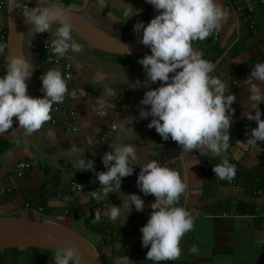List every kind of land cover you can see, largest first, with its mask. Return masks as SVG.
<instances>
[{
    "label": "crops",
    "instance_id": "crops-1",
    "mask_svg": "<svg viewBox=\"0 0 264 264\" xmlns=\"http://www.w3.org/2000/svg\"><path fill=\"white\" fill-rule=\"evenodd\" d=\"M62 2L65 7L79 8L93 26L120 38L143 33V30L139 33L134 30L135 24L143 21L147 25L154 14V6L148 0H110L105 7L97 0ZM45 3L47 0H15V10L19 14L26 7ZM220 3L230 15L216 31L218 38L215 39L214 32L204 40L193 41V46L203 52L205 59L215 63L212 75L220 76L228 85L226 94H236L227 151L219 155L198 149L186 153L178 142L171 138L164 140L154 126L148 127L153 117H140V108H150V105L140 104L145 92L161 83H143L147 78L139 58L145 54L103 51L74 31V38L84 45L83 51H70L59 58L72 63L73 78L68 84L76 95L66 94L65 100L58 104L77 111L78 130L68 131L65 116L52 108V118L31 135L21 129L15 135L0 136V216L46 221L79 231L98 248L105 264H114V260L124 254L132 259L129 264H155L147 258L148 248L142 244L141 228L150 218L153 211L150 205L156 197L145 195L137 186V180L140 166L157 160L169 164L187 181V191L179 204L194 217L193 228L180 241L181 255L159 264H264V192H260L264 188L257 184L247 186L237 178L238 171L248 172L264 163V142L249 145L243 128L245 121L258 126V122L247 119L246 113L251 110L248 87L254 82L249 79L252 68L257 62H264V4L251 0L256 9L242 20L238 7L250 5L249 0H220ZM10 5L11 0H0V27L7 30ZM132 6L134 11H140L126 20L123 10ZM58 26L53 25V28ZM54 38L49 31L37 33L31 25L26 29L23 51L36 68L35 73L39 69L62 71L64 68V63H54L43 49V45ZM210 38L212 42L208 41ZM0 43H3L1 38ZM8 59L9 49L6 48L0 57V66ZM5 71H0V76ZM259 108L264 112V101ZM113 123L118 125L116 130L111 129ZM121 141L133 143L137 150L135 171L122 178L121 190L110 193L104 202H97L91 196V190L100 187L96 172L107 170L102 157L114 151L111 144ZM72 146L78 149L75 155L70 154ZM77 157L94 160L96 172L76 168L72 162ZM225 158L236 166L234 179L241 187L205 169L207 162L219 164ZM21 160L33 163L23 176L18 175L17 168ZM260 171L264 173V168ZM131 193L144 198L143 211L135 210L134 205L133 210L128 206L127 194ZM123 202L125 211L118 222L103 214L99 221L95 220L97 208L103 212L111 208L112 203L122 206ZM223 213L231 218L222 217ZM101 221L106 223V233H97L90 227ZM194 246L197 252L192 251ZM55 254L40 248L36 251L0 249V264H32L33 261L38 264L39 260L42 264H55Z\"/></svg>",
    "mask_w": 264,
    "mask_h": 264
},
{
    "label": "clouds",
    "instance_id": "clouds-1",
    "mask_svg": "<svg viewBox=\"0 0 264 264\" xmlns=\"http://www.w3.org/2000/svg\"><path fill=\"white\" fill-rule=\"evenodd\" d=\"M97 2L105 7L110 0ZM249 2L251 6V0ZM148 3L162 11L147 25L138 21L134 26L137 33L143 30L141 42L151 49L150 54L139 58V63L146 72L144 84L161 83L145 92L140 104L150 105V108H140V117H153L148 127L154 126L164 140L171 138L178 142L186 153L198 149L219 155L227 151L231 143L236 94H226L228 85L220 76L212 75L216 70L215 63L205 59L203 52L193 46V41L204 40L218 31L230 13L220 0H148ZM134 9L132 6L123 10L126 20L140 11ZM24 13L31 29L37 33L49 31L54 34L55 38L48 47L58 57H64L70 51H83L84 45L73 36L74 26L62 0H47L44 5L29 7ZM53 25L59 26L54 29ZM5 47L0 43V57ZM35 69L26 56L13 54L0 66V71L6 70L0 76V134L12 128L15 116L19 130L31 135L52 118L53 105L62 103L69 94L62 72L50 68L41 77L44 95L31 96L27 81ZM249 79H254V82L248 87L251 110L246 115L247 119L258 122V126L251 128L247 143L255 146L264 142V112L259 108L264 101V62L255 64ZM70 94L75 96L76 91L72 90ZM111 145L114 151H108L102 157L106 171L96 172L95 161L86 157L71 161L78 169L96 172L100 187L91 190V196L97 202H104L110 193L121 190L122 178L133 174L137 165V150L133 143L121 141ZM77 152V147L72 146L70 154ZM140 168L137 186L145 195L154 194L156 197L150 205L153 209L150 218L141 228L142 244L148 248V260L155 264L173 261L181 255V239L194 226L191 211L179 204L187 191V181L177 170L157 160H151ZM213 171L216 177L229 181L236 176V166L227 158L215 164ZM127 196L132 210L133 205L137 211L144 210L145 200L141 195L131 193ZM124 211V202L122 206L112 203L111 208L103 212L97 208L94 218L99 221L103 214L118 222ZM192 251L197 252L198 249L194 246ZM130 260L124 254L117 257L114 264H129ZM54 261L55 264H86L77 246L57 249Z\"/></svg>",
    "mask_w": 264,
    "mask_h": 264
},
{
    "label": "water",
    "instance_id": "water-1",
    "mask_svg": "<svg viewBox=\"0 0 264 264\" xmlns=\"http://www.w3.org/2000/svg\"><path fill=\"white\" fill-rule=\"evenodd\" d=\"M36 8L37 5L29 6ZM19 14L15 10V0H11L8 16V49L9 56L24 55L23 37L26 29L31 25L24 11ZM74 31L94 47L108 52L128 55H142L151 51L150 46L141 42L143 33L133 38H120L110 35L93 26L80 13L79 8L67 5ZM154 8L153 18L159 14ZM127 48L125 49V46ZM35 71L28 83V93L36 97ZM13 126L4 135H15L19 130V123L13 117ZM18 130V131H16ZM65 167V166H64ZM99 207L102 204L99 203ZM77 246L86 264H105L98 248L81 232L70 230L46 221H36L18 216H0V249L8 248H40L56 252L57 249Z\"/></svg>",
    "mask_w": 264,
    "mask_h": 264
},
{
    "label": "built area",
    "instance_id": "built-area-1",
    "mask_svg": "<svg viewBox=\"0 0 264 264\" xmlns=\"http://www.w3.org/2000/svg\"><path fill=\"white\" fill-rule=\"evenodd\" d=\"M255 1L259 4H264V0H255ZM247 9L249 11H255L256 7L252 4H251V6L250 5H248V6L247 5H240L238 7V11L240 13H243ZM214 37H215V39L218 38V32L214 33ZM0 38L2 39V42L6 46L5 49L8 48V46H9V44H8V30L6 29V27H0ZM48 44L50 45L51 43H45L43 45V49L49 53V56H51V58H53L52 60L54 61V63H57V64L64 63V68L62 69L61 72L64 75V77L66 78L67 83H68L73 78L72 63L70 61H63L59 57L52 56V53H51L52 51H51V48L48 47ZM51 58H50V60H51ZM46 72L47 71H42L39 69L35 74L37 97L44 95V93L41 91V88H42L41 77H42L43 73H46ZM68 88H69V94H70L72 91V88L69 86V84H68ZM53 109H54V111H58L65 116L66 123H67L66 128L68 131H77L78 130V125L76 124L77 115H78L77 111H75L73 109H67L58 103L54 104ZM54 121H56V119H54ZM117 127H118V125L116 123H113L111 125L112 130H116ZM243 128H244L245 133L247 134L246 135L247 138H249L250 130H251V128H254L252 123H250L249 121H245ZM168 144H170V141L168 142ZM258 145H261V143H258ZM32 165H33V163L31 161H28V160L19 161L17 164L18 175L23 176L26 173V171H28L32 167ZM162 165L171 168V166L167 163H163ZM214 165H215V163H213V162H207L205 164V169L213 171ZM228 182L233 183V184L237 185L238 187H241L240 183H238L236 181V179H232L231 181L228 180ZM260 192H264V191L262 189H260ZM28 205H30V204L28 203ZM222 217L231 218V216L227 213H223ZM138 255H139L138 253H135V256H138ZM130 264H133V263H130Z\"/></svg>",
    "mask_w": 264,
    "mask_h": 264
},
{
    "label": "trees",
    "instance_id": "trees-1",
    "mask_svg": "<svg viewBox=\"0 0 264 264\" xmlns=\"http://www.w3.org/2000/svg\"><path fill=\"white\" fill-rule=\"evenodd\" d=\"M249 13H252V12H250L248 9L247 11H245V13L244 12L241 13V19L243 20L247 18L249 16ZM212 40L213 38L212 39L210 38L208 41L212 42ZM261 168H264V163L259 167H255L249 170L248 172H244L240 170L237 173V178L242 180V182L246 184L247 186L254 187L255 184H257L259 188H264V173L260 171ZM43 209L44 208L42 207V210ZM90 227L97 233H106L105 231H106L107 226H106V223H104V221L97 222L96 224H90ZM11 249L19 250V248H11ZM38 249L39 248H29V250L31 251H36ZM32 264H34V261ZM38 264H42V262L39 260Z\"/></svg>",
    "mask_w": 264,
    "mask_h": 264
}]
</instances>
